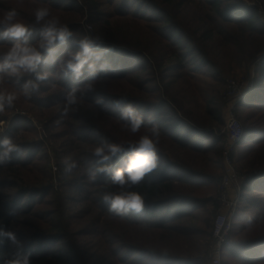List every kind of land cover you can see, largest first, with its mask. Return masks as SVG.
<instances>
[{
    "label": "rangeland",
    "instance_id": "obj_1",
    "mask_svg": "<svg viewBox=\"0 0 264 264\" xmlns=\"http://www.w3.org/2000/svg\"><path fill=\"white\" fill-rule=\"evenodd\" d=\"M73 1L77 2L75 10H79V13L68 9ZM139 1L141 0H0V12L4 9L16 8L23 22L34 27L32 42L39 38V26L33 23V12L35 8L41 5L49 6L53 15L58 16L61 23L70 27L73 32V39H79L86 33L103 34L106 44L113 47V51L109 53L107 58L115 66V71L109 72V79L102 91L106 100L109 101L107 108H96L90 104L93 97L97 93H101V87L98 84L97 93L88 94L85 101L78 106V111L71 113L60 124H56L55 121L59 118L66 90L53 83L63 78L59 63L58 65H47L57 66L59 72L56 75L50 74L49 81L41 85L40 92L36 96L38 95L41 100L47 99L46 103L52 104L54 107L50 110L43 109L33 98L29 101L21 96L16 101L14 108L6 110L4 114H0L3 133L14 121V118L23 116L29 119L28 122L24 123L27 128L21 133V138L18 142L32 146L43 144V151L38 156L50 159L49 170L54 182L57 185L60 182H69V187L63 189L61 197L58 196V198L61 201L63 200L64 208L67 210L69 225L67 230H70V242L79 248L83 245L85 248L88 247L87 250H92L95 257L93 264L116 263L112 258L108 241L112 233H115L118 238L125 235V238L130 240V242L133 241L143 247L156 249L168 256L181 257L183 259H202L206 261L205 264H211V240L214 223L220 213H226L225 210H219V196L220 184L226 174L225 150L229 144L227 140L228 122L232 116H235L242 124L244 133L247 129L246 124L257 126L260 124L258 118H260L261 123L262 121L264 122V114H258L259 112L254 109H240L239 106L242 99L253 88L256 79L255 67L257 62L254 61L251 66L243 59V55L237 56L233 52L228 51L229 49L224 51L221 48L222 42L217 39L213 43H208V50L218 62H221L224 69L223 78L225 83L219 84L212 80V74L205 73L206 70H203L205 75L202 77V82L189 79L184 75V72L171 71L170 68L175 64L174 58L176 55L182 58L179 64L185 66L189 71L195 70V64L201 66L203 63H201L197 55L195 56L191 52L185 53L182 48L176 45L179 40L173 43L170 42L169 37L162 30V12L158 10V7L149 8V6H146L141 8V6L137 5ZM154 2L162 8L170 9L187 33L193 37L200 39L206 29L209 28L206 23L201 21L202 14L212 16V12L207 6L200 10L189 0H177L176 4L178 5L172 9L165 0H154ZM244 2L248 6L258 8L261 20L264 23V0H244ZM97 8L101 15L96 20H90V18L95 17V15H91L92 10ZM180 38L181 36L178 39ZM183 42V48L186 47L189 51V48L193 45H188L186 39ZM8 43V41H0V52L6 50ZM261 43L258 42L257 35H247L245 37L244 49L247 52L251 51L248 57L253 53L255 46H259ZM71 47H73V43L72 40H69L68 44L60 47V49L64 51L66 48ZM158 62L162 64V67L158 65ZM142 68L147 69L143 70ZM195 75L197 74L195 73ZM190 77H193V75ZM85 78L87 79V74L81 80L84 81L86 80ZM230 81H236L239 90L242 88L243 98L241 100L238 101V98L233 99L228 94L227 84ZM13 87L11 84L0 85V88L8 90ZM129 96L134 98L130 102L134 105L138 98L152 103H156L159 100L169 102L171 107L176 110V113L172 114L185 119L188 124L195 127H204L206 130L216 131L217 135L226 136L222 144L217 145L213 150L203 155L182 149L168 138L160 136L158 146L160 154L166 156L180 168V170L174 168L173 174L183 176L185 179L191 178L194 181H205L206 178L198 176L197 173L201 165H203L204 168L202 170L215 177L213 184L203 187H195L192 183L180 184V193L185 198L201 200L202 207H197L194 203L171 202L159 210L152 211L154 217L151 219L157 221L167 217L169 212H182L187 208L193 209L194 218L184 219L183 221L186 226L200 230L192 238L180 237L175 239L171 235H164L161 231L152 232L132 227L124 219L116 221L108 219L101 215L98 202L96 201L97 195L90 193V190L94 189L86 188L88 193H80L77 190V182L75 183V189H72L73 183L76 179L82 178L83 173L75 172L71 176H65L62 173L63 166L66 163V161H60L62 155L68 154L69 158L76 157L79 161L80 158H86L84 154L89 151L86 145L81 146L79 145L80 143L69 142L66 131L74 128L88 130L90 127L92 130L101 132L102 130H110L113 133L115 131L116 133L119 132L120 127L114 118L119 117L120 108L110 102ZM214 98L218 100L217 104H211ZM135 106L143 112V106ZM209 109L218 112L219 121L214 119V115L209 113ZM165 110H170V108L166 107ZM253 115H257V118L251 119L250 123H248L250 116ZM261 125H264V123ZM69 126L72 129H69ZM92 130L90 132H94ZM93 138L97 140L95 138H98V135L94 133ZM249 140H251L252 144L254 143L253 136H244L238 146H245ZM95 144H98V140ZM249 146L252 145L250 144ZM26 152H28V148ZM232 161L240 177V180L232 184L228 190L230 199L234 201L239 194L240 188L242 197V186L249 175L264 169V145L256 146L250 151H247V148H236L232 154ZM42 164L40 163L39 166ZM185 167L190 169V171L184 169ZM183 170H186V172ZM58 200H51L47 206H42V212L59 209L61 202ZM240 203L241 201H239L235 214H232V232L229 236L231 243L235 239L233 230H236L238 220L235 221V226L233 225L234 220L238 219L239 207L241 208ZM181 206H184V208ZM247 214L257 218V220L252 222V226L248 228V231L243 236L254 238L264 235V215L256 216L253 211ZM207 220L209 225L205 223ZM27 221L31 222L32 228L40 226V229H45L47 227V225L39 223L37 219L30 220L24 217L20 221L21 225H17V231L34 234L36 232L34 229H28L23 225ZM126 231L129 233L126 234ZM16 235L18 238L21 237L19 234ZM22 242L24 245L30 244V241L24 239H22ZM121 254L122 256H141L145 262L167 263L163 257H158L157 255L147 256L146 254L129 250H125ZM226 256L227 250H224L223 257L225 258ZM225 262L229 264H244L240 260L229 258L223 259V264ZM117 264L122 263L117 262ZM169 264L176 263L170 262Z\"/></svg>",
    "mask_w": 264,
    "mask_h": 264
},
{
    "label": "trees",
    "instance_id": "obj_2",
    "mask_svg": "<svg viewBox=\"0 0 264 264\" xmlns=\"http://www.w3.org/2000/svg\"><path fill=\"white\" fill-rule=\"evenodd\" d=\"M56 1V0H55ZM58 1V0H57ZM166 3L173 9L177 0H165ZM188 1V0H187ZM196 8L202 10L207 6L212 12V16L205 14L201 15L202 23H206L209 28L206 29L201 38H196L187 33L181 22L173 14L170 9L162 8L154 0H141L137 5L144 8L149 6L158 7V10L162 12V30L166 33L171 43L176 42L185 53L191 52L193 55H197L201 61V66L195 64V70L189 71L185 66L179 64L182 58L176 55L174 58L175 64L170 68L172 71H178L183 73L191 80L202 82V77L205 73H211V79L215 82L222 84L225 83L223 78L224 69L221 62H218L208 50V43H213L219 39L222 42V49L224 51H230L237 56L243 55V59L246 60L249 65L256 61V79L252 90L242 99L239 103L240 109L246 108L249 110H257L258 114H264V23L261 20L259 10L256 7L248 6L244 0H189ZM70 4V2H69ZM77 2L73 1L69 8L70 11L79 13V10H75ZM97 9L92 10L91 15L95 17L90 20H96L101 15ZM108 17V16H106ZM166 31V32H165ZM247 35H257L258 42H262L259 46H255L253 53L248 57L247 52L244 49L245 37ZM179 36H181L180 39ZM188 41V45H193L188 49L184 47L183 40ZM38 40L35 39L33 43ZM60 49V53L57 57V63H59L60 56L64 55L68 50ZM253 49V46H252ZM158 65L162 67V64L158 62ZM252 66V65H251ZM143 70L147 68H142ZM48 71L51 75L58 74V67L55 65L46 66L42 69ZM168 71V70H167ZM189 71V72H188ZM195 73L197 75H195ZM87 74V72H85ZM124 75V74H123ZM170 75V74H169ZM193 75V77H190ZM86 79V78H85ZM74 80L71 77L67 79L63 78L57 82V86H61L66 91L73 86H80L85 83L86 80ZM36 94L33 96V100L42 106L44 109H52L54 105L46 103L47 99L41 100ZM125 99V102H131L133 97H121ZM89 101V100H87ZM217 99L214 98L211 104H217ZM135 105L143 106V114L152 116L155 122L159 125L161 130V136L166 137L175 145L182 149H187L191 152H197L201 155L213 150L217 145L222 144L225 141V135H217L216 131L206 130L204 127H195L188 124L185 119L179 118L172 113H176V110L171 107L169 102H162L159 100L156 103L146 102L145 100L138 98ZM169 107L170 110H165ZM211 109V108H210ZM209 113L214 115V119L219 121L218 112L216 110H210ZM112 113V112H111ZM146 116V117H147ZM261 117V116H260ZM257 118V115L250 116L251 119ZM189 119V118H187ZM248 119V118H247ZM14 121L4 131V136L14 137L15 142L20 144L21 151L13 153L10 161L6 165L0 166V227H4L7 230L13 231L19 234L24 240L30 241V244L23 243V251L31 252L32 264H93L94 254L92 250H87L88 247H77L74 243L71 244V238L69 236L70 230H67L68 216L67 210L64 208V202L59 197L63 193V189L69 187V182H60L57 185L49 170L50 159L48 157H40L38 154L43 151V144L29 145L19 143L21 133L27 128L24 123L29 121L28 118L18 116L13 119ZM118 123L120 130L113 133L110 130H92L83 128H74L73 130L66 131L69 137V142L80 143L79 145H86L89 151L84 154L86 158H80V168L75 172L83 173L82 178L76 179L73 183L72 189H75V183H78L77 190L81 193H88L86 188L94 189L90 190L92 195L96 196L101 215L108 219L116 221L118 219H124L130 226L141 228L146 231H161L164 235H171L175 239L180 237L192 238L194 234L199 233L198 228H192L184 224V219H193V209L187 208L182 212H169L167 217L160 220H152L154 217V210H159L162 207L168 205L171 202H186L194 203L197 207L201 206V200L194 198H185L180 193V184H193L195 187H203L215 182V177L205 173L201 165L200 170L197 172L198 176L206 178L205 181H194L191 178L185 179L183 176L173 174L174 168H178L173 164L166 156L158 152L159 161L158 167L152 173L145 176L139 185L133 186L131 191H137L144 195V206L139 212L135 210L130 211L126 216H116L112 214L108 209L109 205L104 204L102 197L105 193H116L120 189L117 186H113L110 182V177L107 175H98L95 182H89L86 177L84 169L95 166L96 158L92 156L91 152L94 148L95 142L98 140L101 142V138L106 139L108 142L121 143L124 146V150L118 154L111 161L112 167L115 170L121 166L122 160L125 159L131 152L129 143L138 139L141 133H137L133 136L123 127V122L119 118H114ZM260 124L264 123L258 118ZM254 126L253 124H246V132L244 136H253L254 143L251 140L247 141L245 146H238L237 149L247 148L250 151L256 146L264 145V125ZM222 125V124H221ZM69 129H72L69 126ZM90 130L94 132H90ZM94 133L98 135L97 140H94ZM133 136V137H132ZM2 138V137H0ZM134 139V140H133ZM209 144V145H207ZM252 146H249V145ZM34 147V149H33ZM28 148V152L26 149ZM26 155V156H25ZM62 155L60 161L77 160L76 157L69 158V156ZM169 160V162H167ZM166 161V162H165ZM40 163H43L39 166ZM43 167V168H42ZM64 168V166H63ZM180 170V168H178ZM187 171L190 169L184 168ZM186 170H183L186 172ZM74 172V173H75ZM63 173V170H62ZM80 183V184H79ZM71 189V190H72ZM187 197V196H186ZM59 199L60 208L57 210H41L42 206H47L51 200ZM241 208L238 214L237 228L233 230V236H235L232 245L227 250V256L232 260L242 261L244 264H259L264 263V235H260L254 238H247L243 236L248 228L244 223L248 217V212L253 211L256 216L264 215V169L254 172L244 181L242 186V197L240 199ZM57 202V200H56ZM54 202V203H56ZM184 208V206H181ZM202 207V206H201ZM200 207V208H201ZM15 211L19 215L14 216L11 213ZM41 213V215H39ZM143 215V216H141ZM141 216V217H140ZM37 219L42 225H47L45 229H40V226L32 228L30 221L24 222L28 229H34V234L17 231V225H21L22 218ZM257 218H253L256 221ZM209 225L208 220L205 222ZM209 227V226H208ZM235 228V227H234ZM24 233V234H23ZM129 233L126 231V234ZM240 237V238H239ZM242 237V238H241ZM19 238V239H20ZM22 239H20L22 241ZM120 239V240H119ZM109 245L111 256L116 263L111 264H156L154 262H145L141 256H122L125 250L140 252L147 256L157 255L163 257L167 263L174 262L176 264H205V260H197L193 258L183 259L181 257L168 256L161 251L153 248H146L127 240L125 235L118 238L115 233L109 237ZM60 245V246H59ZM119 250H121L119 252ZM16 251V249L9 247L8 242L5 241L0 244V264H3L5 258L10 253ZM91 253V254H90ZM173 257V258H172ZM225 258H223L225 260ZM225 264H229L225 262Z\"/></svg>",
    "mask_w": 264,
    "mask_h": 264
},
{
    "label": "clouds",
    "instance_id": "obj_3",
    "mask_svg": "<svg viewBox=\"0 0 264 264\" xmlns=\"http://www.w3.org/2000/svg\"><path fill=\"white\" fill-rule=\"evenodd\" d=\"M34 25L39 26V38L33 43L34 27L23 22L16 8H8L0 12V41H8L5 51L0 52V85L11 84V90L0 88V114L15 107L16 101L22 96L31 100L40 92L41 85L49 81L50 73L46 70L49 64H56L60 47L72 40L73 48L59 58L60 71L65 79L71 77L80 80L87 72L83 85L73 86L67 90L55 121L60 124L71 113L78 111L88 94L97 93V85L101 93H97L90 104L96 108H107L109 101L102 94L109 79V72L115 71V66L107 57L113 47L106 44L101 33L84 34L79 39H73V32L67 24L61 23L58 16L53 15L52 9L41 5L34 9ZM120 108L119 120L123 127L138 139L129 143L130 154L122 160L121 166L115 170L111 161L124 150L121 143L101 142L94 146L91 154L96 158V165L84 169L87 180L95 182L98 175H107L113 186L119 187L116 193H105L102 197L104 204L109 205V211L116 216H126L130 211L139 212L144 206V195L131 191L139 185L146 175L158 167L159 143L161 130L152 116H145L134 104L125 102L124 98L112 100ZM0 166L10 161L12 154L21 151L20 144L14 137L3 135V124L0 122ZM80 168L78 160L67 161L63 174L71 176ZM14 216L19 214L15 211ZM253 217L244 222L252 226ZM8 242L9 247L16 251L4 259L3 264H32L31 252L23 251V242L16 233L0 227V244Z\"/></svg>",
    "mask_w": 264,
    "mask_h": 264
},
{
    "label": "built area",
    "instance_id": "obj_4",
    "mask_svg": "<svg viewBox=\"0 0 264 264\" xmlns=\"http://www.w3.org/2000/svg\"><path fill=\"white\" fill-rule=\"evenodd\" d=\"M227 87L228 94L233 97V99L238 98L239 101L243 98V92H241L242 88L239 90L236 81H230L227 84ZM227 129V140L229 141V144L228 148L225 150L226 174L220 184L219 196V210H225L226 213H220L214 223L211 240V264H223V252L224 250H228L232 245L231 241H229V236L232 232V216L238 209L241 197V188L234 201L230 199L228 190L232 184H235L240 180L232 161V154L238 144L243 140L244 130L242 124L235 116H232L229 120Z\"/></svg>",
    "mask_w": 264,
    "mask_h": 264
}]
</instances>
